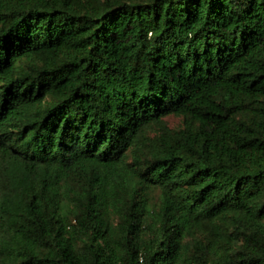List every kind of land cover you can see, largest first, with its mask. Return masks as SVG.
Listing matches in <instances>:
<instances>
[{"label": "trees", "instance_id": "16d2710c", "mask_svg": "<svg viewBox=\"0 0 264 264\" xmlns=\"http://www.w3.org/2000/svg\"><path fill=\"white\" fill-rule=\"evenodd\" d=\"M263 220L264 0H0V264H264Z\"/></svg>", "mask_w": 264, "mask_h": 264}, {"label": "rangeland", "instance_id": "374dc122", "mask_svg": "<svg viewBox=\"0 0 264 264\" xmlns=\"http://www.w3.org/2000/svg\"><path fill=\"white\" fill-rule=\"evenodd\" d=\"M163 125L170 129H178L182 126V117L180 115L168 114L162 118ZM157 127L153 126L149 131V135H153L156 132ZM159 189L157 187H153L150 190L151 197L154 201L158 200ZM227 221V220H225ZM264 221V220H263ZM185 241L188 242L187 248L183 253L181 259L178 261V264H213L215 261L220 259V255L227 253L231 250L232 246L229 242L222 238L215 243L216 249H218V253L214 251L213 253H207L201 257V259L197 258V247L196 244L191 242L190 236L185 238Z\"/></svg>", "mask_w": 264, "mask_h": 264}]
</instances>
